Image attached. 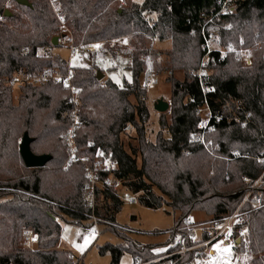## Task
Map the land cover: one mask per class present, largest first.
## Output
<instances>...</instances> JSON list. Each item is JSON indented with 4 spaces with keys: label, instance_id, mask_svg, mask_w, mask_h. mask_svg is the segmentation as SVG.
Listing matches in <instances>:
<instances>
[{
    "label": "trees",
    "instance_id": "16d2710c",
    "mask_svg": "<svg viewBox=\"0 0 264 264\" xmlns=\"http://www.w3.org/2000/svg\"><path fill=\"white\" fill-rule=\"evenodd\" d=\"M8 1L15 10L6 17ZM28 1L30 7L0 0V77H11L18 70L50 68L65 73L71 68L82 100L77 153L89 163L98 151L109 154L117 163L112 182H119L145 207L167 205L176 213L163 247L183 231L195 212L208 219L231 214L251 189L252 195L262 191L264 201V183L253 188L264 170V162L256 158L264 152V0H238L234 11L219 21L215 14L220 0H144L124 5L118 0H56L66 29L59 26L49 0ZM202 28L216 31L222 46L237 45L240 38L245 46L254 45L250 65L233 54L220 59L212 53V88L205 94L195 76L203 54ZM53 36L81 48L101 42L108 50L120 51L129 57L131 81L118 85L108 78L98 80L94 65L68 67L58 55L39 54L40 49L51 51ZM123 38H128L127 45L110 46L111 40ZM150 39L170 41L161 61L162 53L151 47ZM149 60L167 73L171 100L169 121L166 112L159 113L154 141L146 135V89L141 85ZM178 72L181 78L175 75ZM19 91L14 103L12 88L0 83V264H81V258L58 247L62 222L85 226L89 212L82 203L87 182L84 163L69 161L64 167L70 93L53 82L26 84ZM205 102L221 116L206 134L213 142V154L192 140L200 121L197 111ZM246 112L251 122L242 126L236 119ZM25 132L32 138L34 154L51 155L43 167L24 164L19 139ZM131 132L137 143H129L127 150L124 137ZM235 150L246 156L232 158ZM107 177L101 173V178ZM117 190L108 182L96 190L95 214L105 230L122 240L105 243L99 253H109L110 264H119L125 253L135 264H165V260L148 263L166 252L154 251L159 244H140L122 235L115 220L123 204ZM25 229L38 235L34 249L22 244ZM248 233L245 250L253 256L250 264H264V206L252 217ZM176 264H193L191 252Z\"/></svg>",
    "mask_w": 264,
    "mask_h": 264
},
{
    "label": "built area",
    "instance_id": "2783aa9c",
    "mask_svg": "<svg viewBox=\"0 0 264 264\" xmlns=\"http://www.w3.org/2000/svg\"><path fill=\"white\" fill-rule=\"evenodd\" d=\"M123 1V0H119ZM238 0H220L219 8L215 17L218 21L223 16H228L234 11L235 4ZM50 6L55 14V17L62 29L65 28V18L60 12V7L57 5L56 0H49ZM230 25H228V29ZM202 35V49L203 54L200 58L199 65L195 72V76L200 83L202 93L205 94L211 90L209 81L212 77L213 66L210 62L215 64V58L212 53H218L220 59L224 58L227 54L233 53L236 57L242 60L244 65H250L251 46H245L244 41L240 38L237 45L228 44L222 46L218 42V35L216 31H206L204 28L201 30ZM63 42L67 41L70 49L69 61L74 59L81 47L74 45L67 39H62ZM258 43V47H259ZM68 67H71L68 62ZM73 71L71 68L65 73L50 68L38 72H27L18 70L13 73L11 77L1 78L0 83H3L12 88V91L19 90L22 86L30 84L39 86L47 82H53L61 85L63 88L68 89L70 96L68 104L71 106L70 124L64 134L63 140L67 149L68 159L67 162H82L84 163V170L86 172L87 182L85 184V195L82 199L83 206L88 209L85 220L84 234L86 237H93L100 234L99 225L100 221L104 223L95 214L96 204V190L105 182L113 184L117 189L119 182H112L111 175L117 168V163L111 158L109 154L103 151H98L92 163H89L85 157L77 153L76 148V132L81 126L80 111L82 100L79 96V89L72 83ZM158 83V75L152 73L150 70L142 72L141 85L143 88L150 87ZM200 116L198 123V132L193 135V141L199 143L204 149L212 152L213 142L206 139V134L215 129L216 124L221 120V116L214 114L207 103L205 102L202 107L197 111ZM202 117V118H201ZM242 126L248 125L250 120V113L246 112L242 119H236ZM128 130V129H127ZM246 155L240 154L238 151H233L232 158L245 157ZM258 160L264 162V152H261ZM101 173H107V178H101ZM264 183V170L259 177L254 181L253 188L257 185ZM252 189L245 195L240 205L231 213L220 218L205 219L196 221L190 217L187 218L186 224L182 232H177L172 237L171 241L166 245L161 256L151 260L148 263L165 260V264L178 263L185 254L191 252L193 264H244L250 255L246 250V244L249 239V224L252 217L257 211L264 206L262 191H256L252 195ZM125 199L128 198L126 194ZM244 203H249L250 206H243ZM38 241V235L30 229H25L22 232V244L24 247L34 249V245ZM147 264V263H146Z\"/></svg>",
    "mask_w": 264,
    "mask_h": 264
},
{
    "label": "rangeland",
    "instance_id": "374dc122",
    "mask_svg": "<svg viewBox=\"0 0 264 264\" xmlns=\"http://www.w3.org/2000/svg\"><path fill=\"white\" fill-rule=\"evenodd\" d=\"M129 1L135 4H142L144 0H123L122 2L119 1V3L124 5ZM5 9L11 13V10H15V6L12 2L8 1L5 3ZM2 18L3 16L0 14V21L3 20ZM59 41L62 44L58 46H52L51 51L40 49L38 53H51L53 55H58L62 59L68 61L72 67L94 65L99 69L98 71H101L104 74L103 78H108L118 85L123 84L124 81H131L132 73L128 69V65L130 63L129 57L120 51H117L116 49H113L114 51L108 50L105 48V44L101 42L92 43L87 47H82L80 50H78L76 57L69 61L70 49L68 42H63V40L60 38ZM109 44L111 47L125 46L128 44V38L111 40ZM149 44L151 47L162 53V56L159 58L160 61L162 58H164V54L170 48L169 40L157 41L156 39H150ZM255 45H257V43ZM251 47L253 48L254 45ZM233 57L242 63V60L236 57L235 54H233ZM155 62L153 60H149L145 67V70H150L152 73H156L158 75V83L145 88V103L148 110V116L145 122L147 129L146 135L147 138L152 141H154L155 135L159 129L158 118L160 115L159 112L154 109V104L161 98L169 103V108L167 111H165L168 121L171 105L170 84L166 81L167 73H163L159 71L157 67H153V64L157 65V62ZM175 75L178 78L182 77L180 72L176 73ZM19 92V90H14L12 92L14 103L17 102V96ZM134 137V132H131L130 137L128 138L124 137L125 148L127 150L129 149V143L132 145L137 143ZM21 139L22 138L19 139V143ZM67 164L68 162L66 160L64 167H66ZM117 188V192L120 198L123 200V204L118 213H116L115 220L118 228L122 232V235L140 244H159V246H157L154 251H164L166 246L163 247L162 245L163 242L168 238V231L174 226V218L176 217V213L174 214L167 205H163L157 209L145 207L138 202L136 195L128 192L120 185H118ZM126 194L128 195L127 199L124 198ZM191 218L193 220L200 221L208 219V216L203 212H195L191 215ZM85 226L87 227L88 225ZM85 226L71 222H62V233L58 247L67 249L75 256L81 258V264H110L109 253L100 254L98 249L105 243L118 244L122 241L121 238L111 230H105V223H102L101 221L99 225V230L101 232L98 237L93 236L89 238L84 234ZM34 247H36V244ZM252 258L253 256L250 254L247 258V262L244 264H250ZM131 262L132 256L129 253H125L120 259L119 264H130ZM132 264L135 263L133 262Z\"/></svg>",
    "mask_w": 264,
    "mask_h": 264
},
{
    "label": "water",
    "instance_id": "95a60500",
    "mask_svg": "<svg viewBox=\"0 0 264 264\" xmlns=\"http://www.w3.org/2000/svg\"><path fill=\"white\" fill-rule=\"evenodd\" d=\"M17 3L30 7L31 3L28 0H16ZM4 16L8 17L11 15V13L5 9ZM51 44L53 46H58L59 45V36H53L51 38ZM104 74L101 71H97V79L101 80L103 78ZM169 108V103L167 101H164L162 98L157 100L156 103L154 104V109L159 112H165ZM32 142V138L29 137L28 133L25 132L23 134V137L19 143V152L20 156L28 168H38V167H43L50 159L51 155L49 154H41V155H36L34 154L31 149H30V143Z\"/></svg>",
    "mask_w": 264,
    "mask_h": 264
},
{
    "label": "crops",
    "instance_id": "0c3cea01",
    "mask_svg": "<svg viewBox=\"0 0 264 264\" xmlns=\"http://www.w3.org/2000/svg\"><path fill=\"white\" fill-rule=\"evenodd\" d=\"M160 252V251H159ZM133 263V259H132V262L130 263V264H132Z\"/></svg>",
    "mask_w": 264,
    "mask_h": 264
}]
</instances>
